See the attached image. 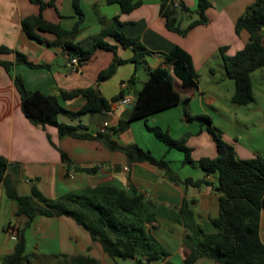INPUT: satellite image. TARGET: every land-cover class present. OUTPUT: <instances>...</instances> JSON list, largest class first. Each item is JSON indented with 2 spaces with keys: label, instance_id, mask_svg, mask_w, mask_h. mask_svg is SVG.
Returning <instances> with one entry per match:
<instances>
[{
  "label": "crops",
  "instance_id": "1",
  "mask_svg": "<svg viewBox=\"0 0 264 264\" xmlns=\"http://www.w3.org/2000/svg\"><path fill=\"white\" fill-rule=\"evenodd\" d=\"M41 1L51 2V5L40 10L33 0H0V46L12 50L0 54V59L12 62L8 71L0 64V155L9 163L6 173L17 193L28 195L33 185L49 198H57L86 185L114 184L128 193L134 188L154 206L155 221L148 224V229L166 253L161 259L147 264H219L207 257H199L193 263L185 262L191 243L186 237L187 229L175 215L184 198L204 232L215 233L217 229L211 218L218 214L217 173L205 174L196 163L183 164V153L168 148L146 126H158L167 130L173 138L188 133L186 143L191 148V154L193 152V160L215 157V144L210 139L206 124L200 118L187 117L184 101H187L190 115H210V110L218 112L220 88L215 84L217 80L225 82L226 78L219 49L224 47V53L231 55L248 40L246 31L235 32L234 23L253 0H207L209 6L204 11L207 22L193 26L184 35L165 27L159 14L160 0H133L136 6L128 13L121 12L118 4H107L104 0H79L80 13L74 9L72 0ZM181 1L190 9L177 14L181 27H185L198 18L194 12L198 0ZM39 12L45 20L57 23L66 30L76 28L70 37L73 43L83 42L109 29L120 31L127 37H138L147 50L145 63L135 67L130 61L132 49L123 47L109 34L102 39L114 45V50L96 48L86 60L80 63L76 59L73 63L66 48L53 34L35 30L36 39L25 33L22 19ZM174 46L190 55L197 74L196 86H183L173 75L172 63L165 59V54ZM15 52L23 54L33 65L15 63ZM115 57L125 61L118 64L110 76L99 80L98 73L107 68ZM160 65L168 68L172 88L179 93L181 101L134 119L128 127L118 130L119 120L128 115L130 104L148 77V70ZM203 72L213 84L212 90L202 86L200 76ZM15 75L20 76L27 90H38L52 96L62 108L71 112L79 110L86 98L80 94L62 99L60 90L90 87L108 102L119 93H122L121 98H129L131 102L114 107H111L114 102H110L111 113L99 111L72 116L60 112L57 115L59 122L82 124L86 129H78L77 132H87L94 137L59 135L55 126L32 124L23 115L20 96L13 81ZM131 76L133 80L128 82ZM105 121L108 122L106 133L111 140L122 146L136 144L150 150L156 158H164L181 181L170 180L163 169L147 162H128L121 150L109 149L95 137ZM194 138L198 143H193ZM225 141L234 147L235 156L239 159L256 155L264 157V143ZM59 150L66 153L69 162L61 160ZM93 167L90 172L82 170ZM184 179L201 182L194 185L182 182ZM17 210V201L7 196L0 181V259L13 251L16 243L13 233L22 229L26 253L46 257L80 254L92 256L100 264H136V258H111L70 217L35 215L26 224L27 217L17 213ZM258 234L264 243V209L260 211Z\"/></svg>",
  "mask_w": 264,
  "mask_h": 264
},
{
  "label": "trees",
  "instance_id": "2",
  "mask_svg": "<svg viewBox=\"0 0 264 264\" xmlns=\"http://www.w3.org/2000/svg\"><path fill=\"white\" fill-rule=\"evenodd\" d=\"M42 10L51 2L33 0ZM79 0H72L74 9L80 13ZM105 3H116L120 11L128 13L136 6L133 0H104ZM172 0H160L159 14L164 19L165 27L180 35H184L190 28L197 24L207 22L204 13L209 6L207 0H198L196 9L198 18L190 21L187 26L181 27L178 20V11L189 12L181 0L173 6ZM116 20V17H115ZM25 33L38 39L35 30L53 34L66 48L71 58L78 62L86 60L96 48L114 50L115 46L109 45L102 38L109 34L123 47H130L133 54L130 61L135 67L145 63L144 55L147 50L138 37H127L115 29L103 30L83 42L73 43L70 39L76 28L66 30L57 23L45 20L41 13L30 15L22 19ZM236 33L244 30L248 40L236 52L225 54V48L219 49L225 77L234 82V91L231 102L234 104H247L253 101V92L250 74L264 66V0H253L245 12L236 18L234 23ZM11 49L0 46L1 53H10ZM165 59L172 63L171 71L183 86H196L197 74L193 68L190 55L182 48L174 46ZM125 59L115 57L107 68L97 75L99 80L110 76L116 66ZM15 63L28 66L33 64L26 57L15 52ZM0 64L8 71L12 62L0 59ZM133 80V76L128 82ZM14 85L20 96V108L23 115L30 123L45 127L55 126L59 135L73 137H94L87 132H77L86 129L84 125H71L57 120L60 112L72 116L82 113L106 111L110 109V102H115L122 97V93L113 96L108 102L94 89H74L72 91L60 90L62 99H71L77 95H84L86 100L82 107L71 112L62 108L56 99L38 90H27L19 75L13 78ZM136 101L128 115L119 120L118 130L128 127L129 122L147 116L148 114L176 105L181 101L180 95L172 88V78L165 66H157L148 70V77L140 86L136 94ZM186 115L190 119L200 118L206 124L211 134L215 149V157H201L198 160L191 158V148L187 145L189 134L173 138L167 130L158 126H146L147 130L168 148L180 150L183 153V164L199 165L205 174L217 173L215 191L219 194L218 214L211 218V223L217 229L215 233H206L196 221L189 202L183 198L181 206L175 213L178 222L187 229L186 237L191 243L190 252L185 258L186 263H193L199 257L210 258L219 264H264V243L258 234L260 211L264 209V157L256 155L249 159H239L235 156L234 147L222 139L221 131L213 125L207 114L190 115L187 101H184ZM112 150H121L128 162H147L163 169L167 177L180 182L178 175L173 172L164 158H156L150 150L136 144L122 146L111 140L106 132H97L95 135ZM61 160L69 162L66 153L59 150ZM8 161L0 155V181L5 193L18 203L17 213L27 217L28 224L35 215L67 216L85 229L93 241H97L103 251L113 259L136 258V264H147L161 259L165 251L148 229V224L155 221V210L151 202L145 199L142 193L132 188L128 193L124 188L114 184L86 185L79 189L61 194L57 198L42 195L33 185L30 194L17 193L13 182L6 173ZM93 171V168H82ZM184 183L199 184L201 181L191 179L182 180ZM54 261V264H100L92 256H39L25 252V240L22 229L16 232V243L11 253L3 255L0 264H38V261Z\"/></svg>",
  "mask_w": 264,
  "mask_h": 264
},
{
  "label": "rangeland",
  "instance_id": "3",
  "mask_svg": "<svg viewBox=\"0 0 264 264\" xmlns=\"http://www.w3.org/2000/svg\"><path fill=\"white\" fill-rule=\"evenodd\" d=\"M250 78L253 101L247 104L231 102L235 88L232 79L226 77L225 82L217 80L215 84L220 88V99L217 101L219 110H210L208 116L213 125L221 131L224 141L227 139L236 143H264V66L251 72ZM200 82L207 90L213 89L206 72L201 73ZM209 136L214 143L211 134ZM193 143H198L197 138H194ZM38 264H54V261L39 260Z\"/></svg>",
  "mask_w": 264,
  "mask_h": 264
},
{
  "label": "built area",
  "instance_id": "4",
  "mask_svg": "<svg viewBox=\"0 0 264 264\" xmlns=\"http://www.w3.org/2000/svg\"><path fill=\"white\" fill-rule=\"evenodd\" d=\"M172 2V5L175 7V6H177L178 5V2H177V0H172L171 1ZM71 62H76V58H71ZM122 86H125V84H123ZM131 101H130V99L129 98H121V99H119L118 101H115L112 105H111V107L113 106H116L117 104H127V103H130ZM110 107V109L109 110H106L105 112L106 113H111V111H112V108ZM107 127H108V122H103L101 125H100V127H99V130H98V132H100V133H104V132H106V129H107ZM13 235H16L15 233H13Z\"/></svg>",
  "mask_w": 264,
  "mask_h": 264
},
{
  "label": "water",
  "instance_id": "5",
  "mask_svg": "<svg viewBox=\"0 0 264 264\" xmlns=\"http://www.w3.org/2000/svg\"><path fill=\"white\" fill-rule=\"evenodd\" d=\"M135 101H136V99H134V100L132 101V103L130 104V108H133Z\"/></svg>",
  "mask_w": 264,
  "mask_h": 264
}]
</instances>
